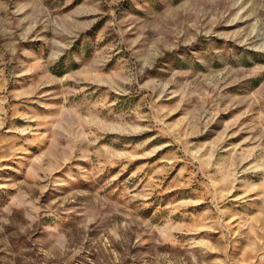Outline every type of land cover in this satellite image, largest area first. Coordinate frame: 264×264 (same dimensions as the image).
<instances>
[{
	"label": "rangeland",
	"instance_id": "obj_1",
	"mask_svg": "<svg viewBox=\"0 0 264 264\" xmlns=\"http://www.w3.org/2000/svg\"><path fill=\"white\" fill-rule=\"evenodd\" d=\"M0 264H264V0H0Z\"/></svg>",
	"mask_w": 264,
	"mask_h": 264
}]
</instances>
